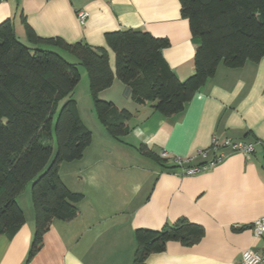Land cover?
<instances>
[{
  "label": "crops",
  "instance_id": "crops-1",
  "mask_svg": "<svg viewBox=\"0 0 264 264\" xmlns=\"http://www.w3.org/2000/svg\"><path fill=\"white\" fill-rule=\"evenodd\" d=\"M78 10L88 12L84 25ZM4 20L28 45L30 27L41 37L106 48L114 71L115 55L105 34L148 31L169 39L163 55L181 80L194 71L198 40L181 15L179 0H0V23ZM80 72L82 78L87 75ZM76 88L73 95L92 143L80 159L62 163L59 170L63 181L83 194L79 214L54 219L41 249L27 261L35 220L32 205L23 209L26 221L18 232L0 235V264H133L136 229H160L180 217L202 225V238L191 245L169 241L163 251L148 256L147 264H242L243 251L264 252V235L252 228L264 216V57L239 68L221 63L172 116L155 111L153 103L137 104L116 77L100 97L133 113L132 131L123 139L98 120L91 93L86 120ZM214 136L260 144L249 156L223 149L226 156L214 167L182 173L174 158L211 148ZM142 144L148 153L139 150ZM163 151L165 164L158 159Z\"/></svg>",
  "mask_w": 264,
  "mask_h": 264
},
{
  "label": "trees",
  "instance_id": "trees-1",
  "mask_svg": "<svg viewBox=\"0 0 264 264\" xmlns=\"http://www.w3.org/2000/svg\"><path fill=\"white\" fill-rule=\"evenodd\" d=\"M179 1L198 40L194 71L184 80L163 55L169 39L148 31L128 28L105 34L115 55L114 71L106 48L41 37L30 27L28 45L18 39L10 20L0 23V235L12 236L25 223L18 197L32 181L35 230L27 261L41 249L54 219L67 221L79 214L83 194L72 190L59 170L62 163L80 159L92 143V131L73 95L81 80L79 65L86 69L98 120L109 134L123 139L132 131L133 113L100 97L116 77L137 104L153 103L155 111L172 116L221 63L239 68L264 57V0ZM139 150L148 153L145 144ZM203 235V226L186 217L160 229L138 228L133 264H147L148 256L163 251L169 241L191 245Z\"/></svg>",
  "mask_w": 264,
  "mask_h": 264
},
{
  "label": "built area",
  "instance_id": "built-area-1",
  "mask_svg": "<svg viewBox=\"0 0 264 264\" xmlns=\"http://www.w3.org/2000/svg\"><path fill=\"white\" fill-rule=\"evenodd\" d=\"M77 17L79 22L84 25L88 18V12L85 10H78ZM260 144V141H244V140H234L232 138L219 139L214 136L212 138L211 148L200 149L195 151L188 157L177 156L174 158L175 163L182 167V173L184 174H195L203 170H207L214 167L218 162H220L225 156L226 152L223 149H228L230 152H242L246 155H252L255 152L256 145ZM211 150H214L211 158H208ZM168 154L163 151L160 157L167 158ZM198 159H203L202 163H194ZM252 228L256 235H264V216L256 220L252 224ZM242 264H264V252H257L252 249H247L242 252L241 256Z\"/></svg>",
  "mask_w": 264,
  "mask_h": 264
},
{
  "label": "rangeland",
  "instance_id": "rangeland-1",
  "mask_svg": "<svg viewBox=\"0 0 264 264\" xmlns=\"http://www.w3.org/2000/svg\"><path fill=\"white\" fill-rule=\"evenodd\" d=\"M79 68L81 71L86 72L85 68L82 65H80ZM75 92H76V96L80 98V102L82 104V112L84 114V117L86 118V120H88L89 116L87 114L90 113V109L88 107L89 98H90V94H89L90 88H89V80H88L87 75L84 78L81 77V80L78 83ZM63 102L64 101H61L60 106H62ZM128 148L131 149L130 147ZM55 149H56V143L54 142V153L52 155V158L55 155ZM31 186H32V181L26 186V188L23 190V192L18 197V201L20 205L25 210H28V206L32 205Z\"/></svg>",
  "mask_w": 264,
  "mask_h": 264
}]
</instances>
